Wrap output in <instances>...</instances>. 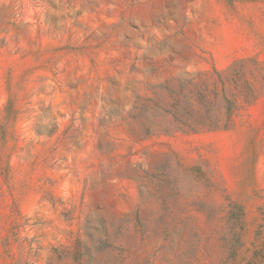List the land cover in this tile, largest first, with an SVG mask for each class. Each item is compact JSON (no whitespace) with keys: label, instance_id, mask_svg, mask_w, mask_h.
<instances>
[{"label":"rangeland","instance_id":"obj_1","mask_svg":"<svg viewBox=\"0 0 264 264\" xmlns=\"http://www.w3.org/2000/svg\"><path fill=\"white\" fill-rule=\"evenodd\" d=\"M0 264H264V0H0Z\"/></svg>","mask_w":264,"mask_h":264}]
</instances>
